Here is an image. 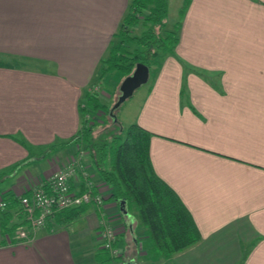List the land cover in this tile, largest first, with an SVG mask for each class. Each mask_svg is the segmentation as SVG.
Segmentation results:
<instances>
[{
	"label": "crops",
	"instance_id": "crops-1",
	"mask_svg": "<svg viewBox=\"0 0 264 264\" xmlns=\"http://www.w3.org/2000/svg\"><path fill=\"white\" fill-rule=\"evenodd\" d=\"M130 1L0 0V218L9 224L22 221L13 199L73 156L107 194L73 139ZM157 60L129 124L150 133L153 171L200 238L153 259L134 213L106 200L117 264H264V0H188L173 53ZM98 219L85 205L28 243L0 231V264H106Z\"/></svg>",
	"mask_w": 264,
	"mask_h": 264
},
{
	"label": "trees",
	"instance_id": "trees-1",
	"mask_svg": "<svg viewBox=\"0 0 264 264\" xmlns=\"http://www.w3.org/2000/svg\"><path fill=\"white\" fill-rule=\"evenodd\" d=\"M187 3L188 0H184L181 16ZM166 16V0H131L115 34L117 42L110 46L107 58L101 62L100 74L117 72L126 77L136 63L141 62L149 69L151 58L172 54L179 24L167 29ZM137 25L143 27V31L138 35L130 34ZM129 45L133 48L129 49ZM86 103L92 110L99 108L93 96H87ZM101 107L107 118L112 117L110 112L113 115L114 109L108 111L105 106ZM110 120L116 132H107L109 137H105L108 142L100 143L92 137L94 125L87 124L86 119H83L73 140L78 146L84 144L91 157V165L108 187L107 194H102L103 204L110 200L120 206L123 201L126 211L134 213L139 226L146 233V253L149 257L167 259L197 242L200 238L198 230L175 192L153 171L149 158L150 133L136 124L123 128ZM88 178L92 182L89 174ZM70 189H73L72 184ZM15 201L16 198L13 199ZM83 207L85 205L58 211L53 217L59 218V215L67 213L73 218ZM5 217L0 218V231L10 236L16 224H9L11 216ZM104 252L108 264L109 257Z\"/></svg>",
	"mask_w": 264,
	"mask_h": 264
},
{
	"label": "built area",
	"instance_id": "built-area-1",
	"mask_svg": "<svg viewBox=\"0 0 264 264\" xmlns=\"http://www.w3.org/2000/svg\"><path fill=\"white\" fill-rule=\"evenodd\" d=\"M80 156L71 157L66 165L59 167L48 178L36 182L27 194L17 198L16 213L21 216L22 221L14 229V238L19 242L28 243L34 238L36 231L43 228L56 212L91 205L99 212V248L107 252L108 264H117L116 258L120 256L114 246L117 229L106 217L102 193L94 190L93 183L81 165ZM72 181L79 189H70ZM6 207V201L0 196V211Z\"/></svg>",
	"mask_w": 264,
	"mask_h": 264
},
{
	"label": "rangeland",
	"instance_id": "rangeland-1",
	"mask_svg": "<svg viewBox=\"0 0 264 264\" xmlns=\"http://www.w3.org/2000/svg\"><path fill=\"white\" fill-rule=\"evenodd\" d=\"M167 4L168 6H167V16L165 20L166 21L165 25L167 29H172L173 27H175V25L180 24L181 22L183 15L182 16L180 15V10L183 4V0H167ZM141 31H143V27H141L140 25H137L131 29L130 34L138 35L139 33H141ZM115 42H117V38L114 39V43ZM128 47L129 49L133 48L132 45H129ZM160 57L164 58L165 55L163 57L162 56ZM160 57L157 56L154 59L151 58L149 60L150 65H151L149 69V73H148L149 81L147 80L146 83H144L143 85L135 89L129 98L125 99L116 109H114L112 117L107 118L108 116L107 114L103 113L104 110L101 107V105H104L106 109H108V111L111 110V108L113 107L119 95V86L125 77L117 72H111V73L107 72L101 77V79H97L93 83H91L93 84L92 86H95L98 88V92H95V94H92V95H94L96 102L99 104V108L96 110H92L90 106L89 108L87 106L84 107L85 109L84 119H86L87 124L94 125L93 131H92V137L95 138L97 142L101 143L105 140L108 142V139H106L107 137H109L107 136L108 135L107 132H109V130L113 131V126L110 123L111 122L110 119H112L115 122H118L123 128L129 125L135 113L136 105L140 103L141 97L143 96L145 90L149 86L152 76H154V72L156 68L154 63H159L160 60L158 61L157 59ZM105 94H108L107 100H104L102 98L103 95ZM114 132H116L115 129L113 133ZM80 150L81 152L85 150L84 144H81ZM87 154H88V151H87ZM87 160L89 161L88 162L89 173L94 175L95 179H99L95 171V168L90 163L91 157L89 154L87 155ZM74 225H75L74 226L75 228L79 226H83V225H80L79 222L77 221L75 222ZM86 239H88L89 243L91 244L94 241V236L91 234ZM119 249H121V246H119Z\"/></svg>",
	"mask_w": 264,
	"mask_h": 264
},
{
	"label": "water",
	"instance_id": "water-1",
	"mask_svg": "<svg viewBox=\"0 0 264 264\" xmlns=\"http://www.w3.org/2000/svg\"><path fill=\"white\" fill-rule=\"evenodd\" d=\"M148 73L149 69L145 64L141 62L136 63L132 72L122 80L119 86V95L111 109H116L125 99L132 95L135 89L146 83ZM110 115L113 116L111 112ZM123 204V201L120 202V206Z\"/></svg>",
	"mask_w": 264,
	"mask_h": 264
}]
</instances>
